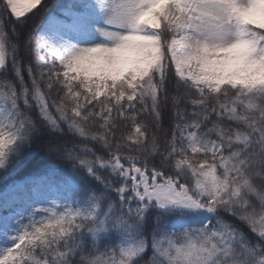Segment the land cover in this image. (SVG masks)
Segmentation results:
<instances>
[{
  "label": "snow or ice",
  "instance_id": "1",
  "mask_svg": "<svg viewBox=\"0 0 264 264\" xmlns=\"http://www.w3.org/2000/svg\"><path fill=\"white\" fill-rule=\"evenodd\" d=\"M13 165L0 264H264V0H0Z\"/></svg>",
  "mask_w": 264,
  "mask_h": 264
},
{
  "label": "trees",
  "instance_id": "2",
  "mask_svg": "<svg viewBox=\"0 0 264 264\" xmlns=\"http://www.w3.org/2000/svg\"><path fill=\"white\" fill-rule=\"evenodd\" d=\"M57 0H44V3L51 5L53 3H56ZM44 7V4H42L40 7L34 9V12L32 14H29V16L24 17V19L28 20V26L31 27L32 25L39 22L40 16L43 14L42 9ZM26 75V73H25ZM39 159V157H37ZM48 163H53L52 161H48ZM16 166L13 165L11 168L8 169V173H11L12 175L8 180H5L4 175L0 174V194L4 193L6 190V184L11 183L13 180L16 182H19L20 184H25L29 182L32 179L38 178V174L41 171V168L37 167L36 165H30L24 169H21L15 173H13V169Z\"/></svg>",
  "mask_w": 264,
  "mask_h": 264
}]
</instances>
